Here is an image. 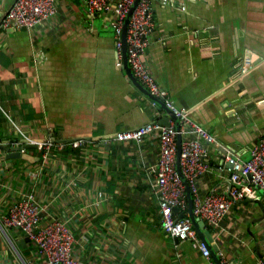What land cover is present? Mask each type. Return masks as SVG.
I'll return each mask as SVG.
<instances>
[{"label": "crops", "instance_id": "obj_1", "mask_svg": "<svg viewBox=\"0 0 264 264\" xmlns=\"http://www.w3.org/2000/svg\"><path fill=\"white\" fill-rule=\"evenodd\" d=\"M14 1L0 0V21ZM153 6L147 67L160 95L215 136L206 143L199 193L229 192L233 164L225 155L246 161L264 136V0H153ZM56 8L37 27H0V139L19 145L22 131L36 141L55 139L47 157L28 148L33 160L8 157L0 147V264L39 259L25 233L3 221L13 201L30 192L43 206L42 222L67 219L75 253L90 261L217 264L194 241L163 228L159 138H116L169 113L128 74L114 11L92 14L87 0H56ZM246 57L253 68L242 73ZM187 210L176 208L178 216ZM205 222L231 264H261L263 190L234 203L218 225Z\"/></svg>", "mask_w": 264, "mask_h": 264}, {"label": "built area", "instance_id": "obj_2", "mask_svg": "<svg viewBox=\"0 0 264 264\" xmlns=\"http://www.w3.org/2000/svg\"><path fill=\"white\" fill-rule=\"evenodd\" d=\"M135 0H87L90 13L115 11L112 21L119 56H122V31L124 21ZM56 0H15L8 11L2 16L0 27L15 26L17 28L37 27L56 14ZM156 25L153 0H139L134 8L127 29V48L131 68L136 77L154 94L158 96L162 89L152 77L145 60V54L151 43V34ZM253 68L252 60L246 57L242 72L247 73ZM167 105L180 117L182 140L181 167L188 179L194 195L195 213L209 224L218 225L226 216L234 203L240 199L254 197L256 189L264 191V136L251 147V157L242 161L231 153L225 159L233 164L229 192L216 190L202 196L196 184L197 177L208 169L203 156L206 153V143L214 142L215 136L204 126L194 121L188 111L179 109L171 100L166 99ZM156 103V102H155ZM15 123V122H14ZM179 130L176 123L163 125L157 120L147 122L134 129L119 131L118 140H137L151 133L161 142V155L155 167L157 175V190L160 196V209L163 227L179 240L191 239L200 247L207 257L211 252L202 241L193 226L189 216H178L176 208L188 207L187 185L181 178L176 158L178 150L177 135ZM21 152H28L23 143H35L37 148L47 157L49 150L55 144L52 139L36 141L25 135ZM195 134V136H191ZM62 145V143H61ZM17 146V145H15ZM251 174V177H249ZM43 206L38 202L34 193L24 194L15 199L9 211L3 216L8 226L20 228L33 243L39 257L36 264H100L85 259L75 253L76 236L68 224V220L55 217L48 222H42ZM223 264H231L223 252H218ZM264 264V257L260 259Z\"/></svg>", "mask_w": 264, "mask_h": 264}, {"label": "water", "instance_id": "obj_3", "mask_svg": "<svg viewBox=\"0 0 264 264\" xmlns=\"http://www.w3.org/2000/svg\"><path fill=\"white\" fill-rule=\"evenodd\" d=\"M138 2H139V0L134 1L132 6L130 7V10H129V12L125 18V22H124V27H123V31H122V57L124 60V65H125V68H126L128 74L130 75L131 79L134 81V83L138 87H140L143 91H145L148 95H150L159 107H164L168 111L169 115L166 118L161 119V121H159V122L163 125H169L171 123L170 118H173L176 121V127L179 130L178 135H177L178 150H177V158H176V167H177V170H178L181 178L183 179V181L187 185L188 216L190 217V219L193 223V226L197 230V233H198L200 239L202 241H204L206 243V245L208 246V248L210 249L211 256L216 260V263L217 264H223L219 254H218L219 247L216 243H214L213 236H212L211 232L205 228V225H206L205 220L202 219L201 217H199L195 213L194 195H193L192 190L190 188L188 179L186 178V176L184 175V173L182 171L181 162H180L181 158L180 157H181V151H182L183 134L180 131V128H181L180 117L177 116L173 112V110L167 105L166 99L163 96H158V95L152 93L136 77V75L134 74V72L131 68L130 62H129L128 48H127V41H126L128 22H129L130 15L132 14V12H133L134 8L136 7V5L138 4ZM23 146L26 148H32V147H36L37 145L35 143H26L25 142V143H23ZM0 147L7 150V156L8 157H24V158H27L30 160H33V158H34L28 152H21L22 145L13 146L11 144H8V141L0 139ZM249 177H251V174H249ZM181 216H184V215L182 214ZM26 239H28V238H26Z\"/></svg>", "mask_w": 264, "mask_h": 264}, {"label": "bare ground", "instance_id": "obj_4", "mask_svg": "<svg viewBox=\"0 0 264 264\" xmlns=\"http://www.w3.org/2000/svg\"><path fill=\"white\" fill-rule=\"evenodd\" d=\"M58 7V6H57ZM58 9V8H57ZM8 10V9H7ZM112 11H114V10H112ZM112 13V12H111ZM114 13H115V11H114ZM128 14V13H127ZM131 16V15H130ZM51 19V18H50ZM129 20H130V18H129ZM125 22V21H124ZM128 24H129V22H128ZM113 29H114V27H113ZM116 35V34H115ZM116 40V39H115ZM118 54V53H117ZM252 60V59H251ZM149 62V61H148ZM244 62V61H243ZM150 65V64H149ZM241 66V65H240ZM240 73V72H239ZM243 73V72H242ZM248 73V72H247ZM244 76V75H243ZM156 79V78H155ZM161 88V87H160ZM145 95V94H144ZM182 109V108H181ZM190 116V115H189ZM160 121V120H159ZM147 123V122H146ZM16 126V125H15ZM208 129V128H207ZM19 130V129H18ZM194 136V135H193ZM263 136V135H262ZM146 137V136H145ZM1 139H3L4 140V138L2 137ZM37 139V138H36ZM7 140V139H6ZM41 140V139H40ZM52 140H54V139H52ZM126 141V140H125ZM160 141V140H159ZM9 142V141H8ZM13 142V141H12ZM57 142V141H56ZM71 142V141H70ZM208 144V143H207ZM37 148V147H36ZM2 149V148H1ZM231 150V149H230ZM40 151V150H39ZM207 153H208V150H207ZM209 154V153H208ZM204 158V157H203ZM208 159V158H207ZM207 161V160H206ZM205 162V161H204ZM228 162V161H227ZM224 163V162H223ZM227 165V164H226ZM157 181V180H156ZM230 190V189H229ZM218 191V190H217ZM157 193H158V191H157ZM262 193V192H261ZM27 194V193H26ZM21 195V194H20ZM187 209H188V207H187ZM180 210V209H179ZM188 211V210H187ZM180 215V214H179ZM162 216V215H161ZM62 218V217H61ZM1 222V221H0ZM164 228V227H163ZM213 228V227H212ZM211 228V229H212ZM19 230V229H18ZM22 235V234H21ZM24 235V234H23ZM20 240V239H19ZM21 242H22V240H20ZM28 242V241H27ZM30 243V242H29ZM32 245V244H31ZM34 251V250H33ZM222 251V250H221ZM33 255V254H32ZM36 256V255H35ZM208 258V257H207ZM210 258V257H209ZM263 258V257H262ZM33 260V259H32ZM35 260V259H34ZM30 262V261H29ZM235 264V263H234Z\"/></svg>", "mask_w": 264, "mask_h": 264}]
</instances>
